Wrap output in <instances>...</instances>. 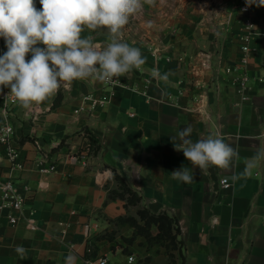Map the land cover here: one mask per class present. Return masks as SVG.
<instances>
[{
  "label": "crops",
  "instance_id": "obj_1",
  "mask_svg": "<svg viewBox=\"0 0 264 264\" xmlns=\"http://www.w3.org/2000/svg\"><path fill=\"white\" fill-rule=\"evenodd\" d=\"M238 17L237 12L239 28ZM97 31L82 35L106 45L109 34ZM144 35L141 31L140 41H123L139 48L145 63L122 79L139 89L149 81L146 96L122 88L109 94L104 82L88 78L62 86L35 108L34 119L20 104L11 111L25 167L12 173L8 162L1 161L0 175L15 177L37 229L27 228L24 221L11 226L1 217L0 264H65L70 253L77 255V264H86L89 243L92 256L105 257L108 264H264V160L250 175H241L246 162L264 149V41L256 43L250 98L244 102L219 74L238 59L237 42L234 55L217 56L205 68L200 59L189 62L177 44L170 48V36L149 41ZM149 48L160 49L161 58L172 61L155 60ZM6 51L0 38V56ZM154 69L167 73V81L153 78ZM183 78L200 84L194 96L202 94L203 101L177 99V83ZM59 93L61 104L53 108ZM89 95L96 100L107 96L108 104L94 107ZM188 127L192 132L187 138L193 142L219 136L238 151V158L228 170L193 168L174 147L182 143L179 132ZM41 154L56 166L53 173L39 171L35 161ZM74 155L77 163L70 160ZM181 166L193 172L192 183L173 178L171 172ZM223 178L231 182L230 189L222 188ZM122 180L139 198L136 202L129 201ZM141 210L176 220L179 251L166 250L155 224L149 237L139 231L137 225L145 226ZM17 245L27 250L24 259L15 252Z\"/></svg>",
  "mask_w": 264,
  "mask_h": 264
},
{
  "label": "clouds",
  "instance_id": "obj_2",
  "mask_svg": "<svg viewBox=\"0 0 264 264\" xmlns=\"http://www.w3.org/2000/svg\"><path fill=\"white\" fill-rule=\"evenodd\" d=\"M39 3L38 10L35 0H0V38L7 49L0 56V91L9 88V94L22 108L32 111L75 80L112 82L144 65L140 49L123 42V29L144 4L154 6L156 0H39ZM246 4L264 7V0H246ZM102 29L109 34L106 45L94 42L91 35H82L85 30ZM29 53L31 59H26ZM152 76L162 81L168 79V74H161L158 69L152 71ZM191 132V127L180 131L182 143L174 147L183 152L193 168L201 172L210 166L228 170L233 159L238 158V151L219 136L209 135L193 142L187 138ZM261 160L264 149L246 162L241 175H250ZM171 173L184 183L194 180L193 172L186 166ZM14 250L21 259L25 258L27 250L22 245ZM77 259V255L70 253L65 264H77Z\"/></svg>",
  "mask_w": 264,
  "mask_h": 264
},
{
  "label": "built area",
  "instance_id": "obj_3",
  "mask_svg": "<svg viewBox=\"0 0 264 264\" xmlns=\"http://www.w3.org/2000/svg\"><path fill=\"white\" fill-rule=\"evenodd\" d=\"M36 7L39 10L41 5L39 0H35ZM237 12L238 17V34L237 43L239 47L240 55L235 62L229 63L224 66L219 74L226 76L230 86L233 87L235 93L244 102L248 101L251 93V81L252 76L250 73V64L254 55L258 52L259 47L256 45L259 41H264V7H257L256 5L248 6L246 0H237ZM43 47V45H40ZM149 52L153 58L157 61L164 59L167 62H171L170 57L160 56V49L149 48ZM213 55H205V58L200 60L203 67L209 68L211 64V58ZM221 59V58H220ZM182 61L178 60L177 64H181ZM193 73L198 76V71L193 70ZM108 88V93H113L117 88L132 90L143 95H147V87L149 81L146 82L144 89H139L135 84L126 83L122 77L114 78L112 82H104ZM184 83V84H183ZM199 83L191 82L190 80L183 79L178 83L177 87V99L191 96L192 100L203 101L204 96L202 94L195 95V89L199 86ZM195 88V89H194ZM10 89L5 87L0 91V162H8V167L12 173L22 171L25 164L21 161V149L19 144L15 140V129L10 120V113L19 104L16 99L9 94ZM9 94V95H8ZM87 98L93 100V106L103 107L108 104V97L104 96L100 100L93 98V95H89ZM28 117L35 118L37 110L34 108L32 111H25ZM79 112V111H76ZM37 145V149L41 150V146ZM73 163H77L79 158L74 155L70 158ZM36 164L39 171L43 174L49 175L55 171L56 166L51 163L47 154H41L36 159ZM83 164H86L83 162ZM1 167V166H0ZM44 184H42V187ZM221 186L223 189L228 190L232 184L227 178L221 180ZM26 199L21 194V189L15 177H3L0 175V218L5 216L8 223L11 226H16L20 221H24L27 228L36 230L37 225L33 216V211L25 210ZM1 229V224H0ZM87 232L89 226H86ZM86 264H108V259L105 257L94 258L92 256V248L90 243L86 250ZM133 261V256L129 258Z\"/></svg>",
  "mask_w": 264,
  "mask_h": 264
},
{
  "label": "rangeland",
  "instance_id": "obj_4",
  "mask_svg": "<svg viewBox=\"0 0 264 264\" xmlns=\"http://www.w3.org/2000/svg\"><path fill=\"white\" fill-rule=\"evenodd\" d=\"M236 15L237 0H156L154 6L144 4L141 11L130 17L122 39L137 38L141 31L149 41L170 36V48L177 44L189 62L202 60L205 55H213L211 59L216 62L217 56L227 52L234 55L237 50ZM97 32L108 33L106 29ZM132 201H136L135 196ZM163 244L168 252L180 250L179 242L174 249L167 240Z\"/></svg>",
  "mask_w": 264,
  "mask_h": 264
},
{
  "label": "trees",
  "instance_id": "obj_5",
  "mask_svg": "<svg viewBox=\"0 0 264 264\" xmlns=\"http://www.w3.org/2000/svg\"><path fill=\"white\" fill-rule=\"evenodd\" d=\"M61 101H62V95L59 93L53 104V108L58 107L61 104ZM91 144H93L92 141ZM121 183L124 192L130 195L129 201L133 202L132 201L133 196L136 197V201H137L139 199L137 195L127 187V185L123 182V180L121 181ZM139 215L142 218V220L145 221V226L137 225V228L141 233H144L147 235V237H149V227L152 224H155L159 229V234L157 236V239L163 242H165L166 240L169 241L170 245L174 249L175 244H178V235L180 233V229L178 228L177 222L174 218H171L167 214L154 215L149 213L147 210L139 211ZM171 256L173 257V254Z\"/></svg>",
  "mask_w": 264,
  "mask_h": 264
}]
</instances>
